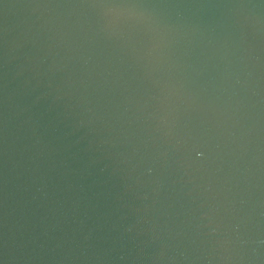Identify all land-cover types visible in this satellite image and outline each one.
I'll use <instances>...</instances> for the list:
<instances>
[{
    "label": "water",
    "instance_id": "95a60500",
    "mask_svg": "<svg viewBox=\"0 0 264 264\" xmlns=\"http://www.w3.org/2000/svg\"><path fill=\"white\" fill-rule=\"evenodd\" d=\"M0 264H264V0H0Z\"/></svg>",
    "mask_w": 264,
    "mask_h": 264
}]
</instances>
